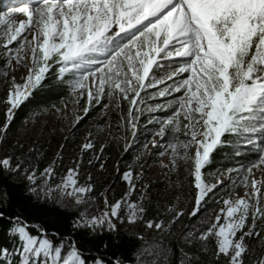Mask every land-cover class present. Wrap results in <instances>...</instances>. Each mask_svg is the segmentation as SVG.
Wrapping results in <instances>:
<instances>
[{
  "label": "snow or ice",
  "instance_id": "1",
  "mask_svg": "<svg viewBox=\"0 0 264 264\" xmlns=\"http://www.w3.org/2000/svg\"><path fill=\"white\" fill-rule=\"evenodd\" d=\"M19 10L27 20L18 27L0 14V48L8 56L6 63L19 64L26 47L31 63L22 84L12 78L6 122L0 128L5 136L13 110L29 99L53 69L57 80L70 82L73 93L82 96L86 91L89 103L107 97L109 105L119 108L126 101V130L133 137L144 96L155 100L181 93L165 104L145 107L169 113L156 121L155 132L161 140L167 138V143H153V147L165 150L160 156L170 152L169 164L162 167L185 173L180 187L183 190L186 182L188 195L194 198L190 217L197 216L216 187L205 181L204 169L218 148L243 143L264 153V0H35ZM28 30H32L30 41L23 35ZM121 33L128 35L126 42L115 39ZM14 43L19 46L12 54L9 46ZM158 69L165 71L158 75ZM148 89L156 91L149 94ZM83 111L87 115L88 107ZM80 119L77 116L75 123ZM93 147L89 141L82 151ZM234 151L239 155L241 149ZM12 160V156L0 157V174L22 177L30 197L76 210L73 230L96 235L105 229L118 232L116 221L123 224L126 220L130 226L144 223L146 229L157 230L160 239L149 241L137 234L141 243L133 253V264H170L171 246L164 243V236L172 235L170 225L184 213L169 207V226L163 220H145L144 204L128 199L137 187L131 171L123 174L129 186L125 197L111 205L106 200L105 212L93 216L87 206L94 188L91 183L79 184L78 168H69L53 186V166L38 178L37 170L25 160L17 159L15 165ZM262 166L264 154L246 169L241 181L246 189L243 197L223 199V207L201 220L200 227L181 233L178 242L194 251L182 246L178 264H209L205 256L211 257L212 264H246L245 258L254 253L248 239L259 238L264 245V182L252 178L253 169ZM6 196V191L0 193V199ZM145 196L141 194V201ZM124 206L126 216L121 217ZM8 233L17 246L11 253L0 248V255H13L18 264H87L71 237L57 243L46 230L33 234L19 217L10 219ZM93 264L105 262L97 258ZM111 264L121 261L115 258ZM255 264H264V258Z\"/></svg>",
  "mask_w": 264,
  "mask_h": 264
},
{
  "label": "rangeland",
  "instance_id": "2",
  "mask_svg": "<svg viewBox=\"0 0 264 264\" xmlns=\"http://www.w3.org/2000/svg\"><path fill=\"white\" fill-rule=\"evenodd\" d=\"M19 1L0 0V12L8 11L15 6L24 7L29 5L30 1L35 3V0H25L26 3H19ZM5 5H12L13 7H5ZM123 34L121 33V35ZM121 35L115 37V39L126 42L128 37L121 39ZM18 46V43L9 46L12 54H15ZM20 55L24 57L22 65L20 64L22 61L19 64H16L14 60L11 63H6L8 56L0 48V111L3 113L2 116L5 120L8 107L6 99L11 88L12 78L15 77L16 82L22 84L27 67L31 66L30 49L26 47V50L22 51ZM161 63L167 65L169 62L162 61ZM50 70L56 74L53 69ZM164 71L165 69H158L157 73L159 75ZM183 75L186 77L188 74ZM168 83L171 84L172 81H168ZM155 91L156 89L147 90L149 94ZM180 95L181 93L173 94L175 97ZM173 96L166 99L157 97L155 100L150 99L149 96H144V99L146 105L154 107L156 103L165 104L167 100L173 99ZM145 104L140 105L142 111L139 120L134 121L136 134L133 137L132 131L126 130L125 120L127 119L129 107L126 101L122 102V106L119 108L115 105H109L107 97L102 99L100 103L95 101L89 103L87 92L85 91L82 96L73 93L70 82L67 81L65 97L60 100L58 106L44 108L41 112L33 114L26 121L22 133L18 137V142L30 145L35 142H47L50 149L57 151L56 157L61 162L60 166L66 167V170L61 175L55 173V178L51 182L53 186L60 182V177L66 174L69 168H78L79 184L90 183L88 175L84 178L85 170H81L84 165H97V168L110 180L119 175L120 180L126 186H128V183L123 180V174L128 171L133 173V181L136 185L143 183L145 180L163 182L166 177L174 176V180L167 182L166 188L160 191L161 199L170 200L176 210L184 213L181 217L182 221L192 220L194 217H190V213L195 207L194 198L188 195L189 189L186 182L183 190L180 187V181L184 179L185 173L182 170L179 172L172 170L170 166L168 168L162 167V165L169 164L170 152H165V155L160 156L159 153L165 150L160 147H153V143H167V138L161 140L159 136L155 135V132L159 128L156 121L165 118L169 113L167 111H148ZM85 107H88L87 115L83 111ZM77 116L81 117L78 124L75 123ZM2 127V124H0V128ZM89 141L93 143L94 147L82 151V145ZM65 142L66 144H63ZM226 145L228 146V154L216 163H212L211 160V163L204 169L205 181L210 185H216L214 191L205 198V201L208 200L213 206L208 217L223 207V199L231 198L235 200L244 196L242 193L244 187L241 181L244 179L246 169L253 163H258L259 155L264 154L243 143L240 145L234 143ZM61 147H63V150ZM236 147L241 149L239 155L234 151ZM192 151L194 149L190 151V155ZM180 163L183 165L182 161ZM137 176L141 177L138 181L136 180ZM252 178L264 182V166L260 169H253ZM233 181H235V184H233ZM90 194L89 200H91ZM124 197L125 195L122 198ZM122 198L119 200H122ZM128 199L141 203L140 200H132V195ZM90 214L93 216L101 215V213ZM120 215L121 217L126 216V206L122 207ZM200 221L195 220L192 222L191 229L200 227ZM252 240L255 241L256 249L260 251L258 258H264V251H261L264 245H262L261 240L256 237H252ZM254 259L257 260V258ZM256 260L248 263L255 264Z\"/></svg>",
  "mask_w": 264,
  "mask_h": 264
},
{
  "label": "trees",
  "instance_id": "3",
  "mask_svg": "<svg viewBox=\"0 0 264 264\" xmlns=\"http://www.w3.org/2000/svg\"><path fill=\"white\" fill-rule=\"evenodd\" d=\"M55 77L56 74L50 70L46 74L45 80L42 81V85L33 90L29 99L13 112V120L9 122L6 136L0 132V157L12 156L13 165L17 159H23L31 168L36 169L38 174L49 166L54 167L57 175L63 174L66 170V167L60 166L61 162L56 157L57 151L50 149L47 142H35L32 145L18 142V137L22 133L26 121L33 114L41 112L44 108L57 107L60 100L65 97L67 81L61 83ZM2 114L0 111V124L3 126L6 120ZM227 154V145L218 148L213 153L212 163L218 162ZM81 170H85L84 178L88 175V181L94 188L87 206L90 213L102 214L107 207L106 200L108 205H111L129 190V186L120 180L119 175L110 180L97 168V165H84ZM89 176L91 180H89ZM174 178V176H168L163 182L145 180L137 185L136 191L132 194V200L141 201V194L146 193L141 201L146 208L145 220H156L157 222L163 220L165 225L169 226L168 222L172 214L167 210L169 207L174 209L175 207L170 200L161 199L160 191L164 190L167 182H172ZM25 184L26 181L22 177H7L0 174V193L5 191L7 193L6 197L0 199V213H2L0 216V248H7L9 253L17 246L16 241L8 233L10 219L15 217H19L22 223L30 226L28 230L33 234H36L40 229L46 230L48 237L54 242L58 243L66 237L75 239L87 264L93 263V260L97 258L102 259L105 264H111L115 258H119L121 264H133V253L141 243L136 238L137 234L143 235L149 241L160 239L161 234L157 230L146 229L144 223L130 226L126 220L123 224L116 221L118 232H109L105 229L102 234L93 235L83 229L73 230L72 224L78 215L76 210L65 209L51 201L38 200L34 196L30 197ZM212 207V203L207 200L201 205L198 215L192 220L184 222L180 218L175 224L170 225L172 235L164 236V243L171 246L170 264H178L181 255L179 249L182 246L187 252L194 251L193 248L178 242L181 233L191 230L190 226L195 220L207 219ZM33 225L36 227H32ZM247 243L254 250L252 256L245 258L246 264H249L248 262L256 260L254 258L259 259L260 251L256 249L255 241L252 238L248 239ZM104 245H107V248ZM203 259L212 264L210 256H205ZM0 261H4V264H18L13 255H9L7 258L0 255Z\"/></svg>",
  "mask_w": 264,
  "mask_h": 264
},
{
  "label": "bare ground",
  "instance_id": "4",
  "mask_svg": "<svg viewBox=\"0 0 264 264\" xmlns=\"http://www.w3.org/2000/svg\"><path fill=\"white\" fill-rule=\"evenodd\" d=\"M29 1H30V0H29ZM20 2H22V3L25 2V3H26L25 0H20L19 3H20ZM28 4L30 5V4H34V3L30 1V3H28ZM29 5H26V6H24V7H29ZM24 7H18V6H15L14 8H12V9H10V10H8V11H1L0 14H4V15L6 16V19H9V20L11 21V23H12L14 26H17L16 24L19 25L20 22H22V21H26V20H27V17H26L23 13H21L20 10H19L20 8H24ZM8 13H11V16H8V15H7ZM31 31H32V30H28V31H26V32L23 34L24 36L27 37V39H28L29 41L31 40ZM21 42H23V41H21ZM22 63H23V60H22V62H21L20 64L22 65ZM23 66H24V64H23ZM262 179H263V178H262ZM245 191H246V189L243 188L242 193L244 194Z\"/></svg>",
  "mask_w": 264,
  "mask_h": 264
},
{
  "label": "water",
  "instance_id": "5",
  "mask_svg": "<svg viewBox=\"0 0 264 264\" xmlns=\"http://www.w3.org/2000/svg\"><path fill=\"white\" fill-rule=\"evenodd\" d=\"M26 226H27V225H26ZM29 227H30V226H27V228H29ZM32 227H34V228H35L36 226H34V225H33Z\"/></svg>",
  "mask_w": 264,
  "mask_h": 264
}]
</instances>
